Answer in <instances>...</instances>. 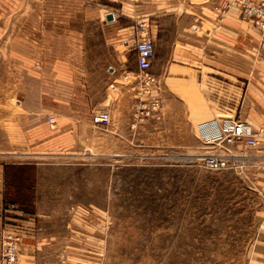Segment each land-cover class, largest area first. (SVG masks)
<instances>
[{
	"label": "crops",
	"instance_id": "1",
	"mask_svg": "<svg viewBox=\"0 0 264 264\" xmlns=\"http://www.w3.org/2000/svg\"><path fill=\"white\" fill-rule=\"evenodd\" d=\"M221 1L0 0V118L11 115L15 98L16 121L31 157L57 161L27 164L36 167V216L18 207L4 212L6 164H0V227L21 235L19 264H36L47 251L66 260L106 257L103 225L85 217L106 210V203L85 201L89 186L83 183L48 193L42 188L48 179L89 177V171L67 170L66 176L62 169L64 160L88 157L87 146L118 158L124 148L193 144L187 124L214 111L187 100L217 104L220 93L228 104L241 103V120L264 128L261 33L237 8L219 14ZM142 24L155 44L145 71L133 52ZM139 96L148 105L162 100L161 114H153L149 125H139ZM97 110L110 113L108 126L92 125ZM261 212L252 264H264V204Z\"/></svg>",
	"mask_w": 264,
	"mask_h": 264
},
{
	"label": "rangeland",
	"instance_id": "2",
	"mask_svg": "<svg viewBox=\"0 0 264 264\" xmlns=\"http://www.w3.org/2000/svg\"><path fill=\"white\" fill-rule=\"evenodd\" d=\"M2 6L0 2V10ZM142 25L138 27L136 42ZM143 26L142 35L146 36ZM133 52L137 57L135 46ZM16 101L15 98L11 101V115L4 121L0 118V164H6L8 193L4 207L13 205L36 216V167L27 164L57 161L31 157L16 121ZM187 101L201 102L206 109L211 105L214 111L187 124L195 139L193 144L124 148L123 156L118 158L110 157L109 153L102 156L98 147L87 146L88 157L62 161L65 175L70 174L67 170L91 174L88 177L86 173H78L83 180L68 179L69 183L66 179H48L42 188L48 193L51 189L83 183L89 190L87 197H80L106 203V210L89 211L85 217L91 220L89 224L100 221L103 225L107 254L102 259L66 260L53 258L47 251L36 264H252L259 245L260 208L264 204V128H260L263 134L257 148L242 149L245 158L238 167L222 171L202 167L199 158L213 150L197 139V125L217 117L239 118L241 103L236 99L234 104H228L222 93L217 104L205 99ZM156 102L159 104L148 105L147 98L139 96L140 126L153 123V114H161L162 100ZM69 214L72 215L66 212ZM42 218L50 223V219ZM60 220L64 224L67 218ZM20 242L22 246L23 239Z\"/></svg>",
	"mask_w": 264,
	"mask_h": 264
},
{
	"label": "built area",
	"instance_id": "3",
	"mask_svg": "<svg viewBox=\"0 0 264 264\" xmlns=\"http://www.w3.org/2000/svg\"><path fill=\"white\" fill-rule=\"evenodd\" d=\"M241 11L244 19L252 22L259 29L264 47V0H222L216 7L219 14H227L232 9ZM138 34L135 50L137 63L145 71L152 66L155 57V44L148 40L144 33ZM157 105H154L156 109ZM50 124H55L54 118L49 119ZM111 123V115L106 110H99L92 116L94 126L105 127ZM197 137L206 148L213 150L199 158L202 167L216 171L233 169L244 160L243 148L255 149L262 139L263 130L252 123L243 121L234 116L217 117L200 122L197 127ZM15 206L10 205L4 212L9 213ZM2 226V225H1ZM21 236L8 230L4 225L0 227V256L3 264H18L20 257Z\"/></svg>",
	"mask_w": 264,
	"mask_h": 264
},
{
	"label": "bare ground",
	"instance_id": "4",
	"mask_svg": "<svg viewBox=\"0 0 264 264\" xmlns=\"http://www.w3.org/2000/svg\"><path fill=\"white\" fill-rule=\"evenodd\" d=\"M206 121V120H205ZM196 133H197V129H196Z\"/></svg>",
	"mask_w": 264,
	"mask_h": 264
}]
</instances>
